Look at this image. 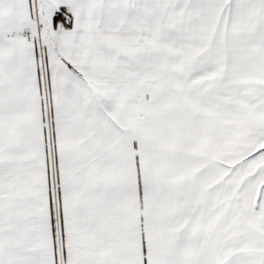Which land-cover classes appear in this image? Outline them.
<instances>
[{
	"label": "snow or ice",
	"instance_id": "obj_1",
	"mask_svg": "<svg viewBox=\"0 0 264 264\" xmlns=\"http://www.w3.org/2000/svg\"><path fill=\"white\" fill-rule=\"evenodd\" d=\"M0 264H264V0H0Z\"/></svg>",
	"mask_w": 264,
	"mask_h": 264
}]
</instances>
